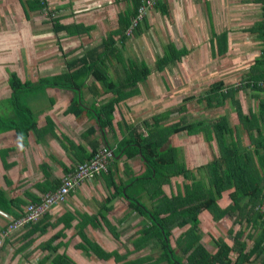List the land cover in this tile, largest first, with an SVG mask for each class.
Instances as JSON below:
<instances>
[{
  "label": "crops",
  "instance_id": "obj_1",
  "mask_svg": "<svg viewBox=\"0 0 264 264\" xmlns=\"http://www.w3.org/2000/svg\"><path fill=\"white\" fill-rule=\"evenodd\" d=\"M6 1L8 0H0V2ZM15 1L17 5L14 8V15L18 11L22 13V2L27 0ZM46 1L51 9L59 11L56 14L62 25L81 24L89 28L87 31H81L78 36H69L63 31L55 33L51 24L50 31L45 32L42 37L51 38L54 54L50 47H43L40 50L34 48L28 53V58L24 56L26 58L24 67L20 64L22 70L17 74L22 82L37 83L43 77L66 73V62L78 59L88 50L97 48L110 35L108 33L116 28L117 15L125 9V0ZM170 1V5L165 2V6L168 11L170 10L171 19L170 21L158 20L155 39L158 48L172 44L175 51L180 54L179 59L165 67L174 68L173 72L179 75L174 87L176 96L173 101L175 108L173 113L175 120L181 121L176 125L183 126L185 123L193 122L209 125L211 121H215L217 131L221 132L220 136L227 139V142L230 143L232 139L237 140L242 148L253 151L250 136L255 139L258 136L264 137V29L261 0ZM122 6H124L123 9ZM4 7L6 5L0 4V8ZM117 9L119 11L114 12ZM30 13L35 12L28 11L27 15ZM67 18L70 20L64 22ZM110 18L116 20V25L107 32V28L111 26L110 22L105 32L104 27L107 26ZM147 21L150 30L153 26L155 27V22H152L154 19ZM142 35H145V32ZM40 36V34L36 35L39 39ZM138 38L140 36L134 39ZM80 39L85 40L83 44H80ZM71 41H77L79 44L77 54L84 50L82 55L73 56L72 59L69 56L75 47L72 48ZM132 41L127 40L121 48L124 62L128 60L146 62L145 52L155 51V46L148 45L145 40H140L139 44L134 41V45H137L139 52L142 53V56L137 55L134 58L129 50L133 45ZM21 42L23 41L20 40ZM161 48L160 54L157 52V57L163 54ZM126 51L128 52L125 53ZM107 66L111 68L112 79L120 80L122 65L117 63ZM9 72L14 71L9 70ZM153 75L156 73H152L145 82L138 84V95L115 106L112 132H108L107 128L103 131L98 125V120L91 116L90 107L86 106L93 103L97 106L99 103L102 105L111 98V94H104L98 84H95L98 88L95 91L97 96L88 90V87H91V79L86 81V87L79 91L78 102L85 107V112L79 116L73 112L66 113L74 97L71 91L48 88L45 89L47 91L44 90L45 92L30 95L27 102L35 119L36 129L22 139H19V134L14 130L0 133V190L14 203L6 210L0 209V212L11 218L17 217L27 204L39 202L42 196L54 192L59 187L61 179L75 170L78 164L88 161L92 154L95 155L102 148L109 149L111 153L115 151L118 143L128 136V128L131 130L134 127L130 125V120H135L133 124H137L142 130H139L137 126L136 129L144 133L145 130L141 124L146 119L145 110L149 117L159 115L165 112V109L158 112L154 110L167 103L164 101L163 93L160 92V84L151 82ZM10 92L9 90L6 96L0 97V115L10 113L6 102ZM183 101L187 103L186 110L179 112L177 106L180 107L185 103ZM38 103L40 108L32 107L33 104L36 106ZM11 116H13L12 113L9 117ZM210 132L211 139L208 141L203 132L197 135H187L185 132L172 135L169 138V144L173 146L178 143L179 152H181V154L178 153L177 161L183 162L188 169H196L218 158V152L215 154L217 144L211 141L212 136L215 137L212 126ZM174 137L180 141L173 142ZM68 141L72 143L69 146L66 145ZM52 152H58V156L55 157L51 154ZM261 159L264 165V158ZM143 165L140 157L130 158L126 154L117 155L116 158L111 156L106 173L78 187L70 193L63 204L53 207L47 213L50 222L62 218L65 223L54 224L42 234L35 231L27 235L29 228L15 232L11 239L3 242L4 252L0 255V264H40L43 257L54 254L52 248L56 246H58L56 251L58 254L65 253L71 258L72 251L77 250L88 259L94 258L104 262L94 255L87 257L85 253L77 249L78 245L83 244L79 234L84 235L87 240L97 244L105 252L113 251H106L105 248L111 246L113 238L119 240L118 226L127 223L130 216L135 213L126 212L128 204L122 197L113 198L110 202L107 200L112 193L116 192V188L122 187V183L141 176L144 173ZM255 165L258 170H261L257 160ZM41 167H43L42 172ZM109 168L114 171L112 175L114 185L110 183ZM206 177L207 172L205 181H207ZM177 180L174 178L169 189L163 188L166 196L171 192L177 194L180 189V182ZM231 192L233 189L223 192L217 199L216 203L221 210H225L232 204ZM228 212L230 216L220 220L224 224L231 222L229 228L226 227L227 242L223 240L224 236H219L218 241L227 244L230 238L233 243L238 244L230 254L231 263L235 262L239 257L238 252L243 249L241 254H248L249 258L248 262L244 261L242 264H264V250L260 251L264 248V244L256 247L257 241L263 236L261 234L263 225L259 226L255 223L249 215L245 214L246 212L242 213L241 221L234 222L238 212L233 210ZM202 215H209L212 220L209 212L205 210L198 215V228L202 234L200 244L209 253L214 254L217 251V246L214 245L215 236L212 231L210 234L203 232ZM139 221L140 219L134 221L132 226H136L135 235H138L141 229ZM7 222L8 219L0 215V231ZM214 226L216 227V224ZM187 227L175 228V230L179 231L180 235ZM56 234H58L56 239L48 245L45 244ZM257 248L259 251H256ZM122 249L125 250L124 254L114 252L124 256V261L135 259L134 256L140 253L138 257L145 256L143 252L145 250L134 254L128 253V250L133 249L131 244L124 245ZM73 262L77 263V261ZM107 262H110V259Z\"/></svg>",
  "mask_w": 264,
  "mask_h": 264
},
{
  "label": "trees",
  "instance_id": "obj_2",
  "mask_svg": "<svg viewBox=\"0 0 264 264\" xmlns=\"http://www.w3.org/2000/svg\"><path fill=\"white\" fill-rule=\"evenodd\" d=\"M154 2L153 9L162 14H166L167 8L161 0H125V9L117 15V26L108 35L102 43L94 49H90L80 58L68 60L66 62L67 72L55 76L43 77L37 81L22 82L18 76L11 72L8 76V86L10 97L6 100L13 116L3 118L0 115V133L14 130L19 139L25 138L30 131L36 129L35 119L28 106L27 98L36 93H40L48 88L71 91L73 98L66 113L73 112L76 116L85 112V107L78 102L79 91L86 87V81L91 79V87L88 90L95 93L97 87L104 94H111V98L98 108L90 107L91 116L98 120V125L108 132H112V117L115 106L118 103L134 97L139 94L138 84L146 81L152 71L161 72L163 69L176 59L180 58L178 51H175L172 44L162 47L163 54L156 58L154 68H151L146 62L138 60H128L124 62L121 48L124 46L130 36L139 37L143 30L148 29L146 14L140 13V8L147 2ZM262 9L264 11V0ZM25 15L27 12H38L47 9L46 0H27L22 2ZM50 17L52 30L55 33L65 32L69 36H78L81 31H87L89 27L81 24L62 25L59 18ZM264 29V20L262 19ZM120 63L122 65L121 78L112 79V73L107 65ZM94 88V89H93ZM99 89V90H100ZM97 93H95V96ZM188 102V100H186ZM186 101H183L186 103ZM183 105L178 109L183 111ZM170 112H162L151 119L142 122V128L145 130L139 132L136 127L128 128L129 134L118 143L117 149L112 151V157L126 154L127 157H140L143 161L144 173L128 182L122 183V187L116 188V192L111 194L107 200L110 202L113 198L122 197L126 200L128 208L140 218L141 229L138 235H135L133 242L139 238V241L132 244L133 249L128 253L134 254L141 252L146 248L159 247V255L153 259L150 255L137 257L132 260L124 261V256H119L116 252H105L97 244L89 241L82 234L83 244L78 245L77 249L86 254L87 257L94 255L99 260L107 261L111 257L119 264H242L248 262L249 255L241 254V249L235 262L231 263L230 254L238 245L229 247L223 241H217V251L214 254L209 253L205 247L200 244L202 234L198 228V215L203 211L209 212L214 221H218L225 216H230V210L238 212L236 220L241 221L242 213L249 215L259 226L263 225V236L257 241L258 247L264 244V137L250 136V143L254 147L253 151L242 148L239 141L232 139L229 143L227 139L220 136L217 131L215 121L209 125L201 122H193L183 126L169 125L161 127L159 121L167 119ZM164 116V117H160ZM220 122V121H219ZM251 123V122H249ZM212 126L218 142L219 157L211 163L196 169H188L184 163L177 161L178 149L169 144L170 135L185 132L187 135H194L203 132L206 141L209 138ZM94 156L92 154L90 158ZM89 158V159H90ZM261 166L258 170L255 161ZM207 172V181L205 173ZM114 171L109 168L108 174L111 178ZM198 174L197 178L195 174ZM183 179V193L180 189L176 197L169 199L164 194L162 187L170 185L173 177ZM109 188V185L107 186ZM233 189L230 193L232 204L225 210H221L216 201L223 192ZM14 204L9 200L5 193L0 190V209H7ZM49 212V211H48ZM47 212V213H48ZM233 218V217H232ZM64 222L58 218L55 222H50L45 214L38 222L27 225L29 228L27 235L39 231L41 234L53 226ZM65 223V222H64ZM188 226L176 239L175 248L171 245L172 229H183ZM56 234L45 244H50L57 238ZM244 246V244H242ZM240 246V244H239ZM264 247V246H263ZM58 246L52 248L53 255L43 257L40 264L49 262V264H75L71 258L65 254H58ZM179 250V253H178ZM264 248L260 251L263 252ZM256 251H259L257 248Z\"/></svg>",
  "mask_w": 264,
  "mask_h": 264
},
{
  "label": "rangeland",
  "instance_id": "obj_3",
  "mask_svg": "<svg viewBox=\"0 0 264 264\" xmlns=\"http://www.w3.org/2000/svg\"><path fill=\"white\" fill-rule=\"evenodd\" d=\"M161 1H163L164 3L168 2L169 5L171 3L170 0H168V1L167 0H161ZM0 4L6 5V7L0 8V97H2V96H6L10 90L9 86H8V82H7L8 76L11 73V72H9V70L14 71L16 75L19 74L22 70L20 64H23V67H24L26 58H28V53L30 51H32L34 48L37 50H40L43 47H48V48L50 47L53 51V54H54V46L51 44V41H52L51 38H43L42 36L44 35L45 32H49L50 28H51V19H50V17H47L48 16L47 14L51 13L52 17L59 18L56 14L59 11L56 9H51V7L48 6L49 4L47 2V9L44 11H38L35 13H30V14H28V16H25V13H23V11H24L23 10V11H21L22 13H19V11H18V12H16V15H14V8L17 5L15 0H8L6 2H0ZM124 5H126V4L124 3ZM123 7L124 6H122V9H123ZM80 8H82V7H80ZM118 11L119 10L117 9L114 12H118ZM79 12H82V11L79 10ZM71 18H72V20H74L73 17H71ZM146 19L147 20H153L154 19V21H152V22H155V27L153 26L151 30L149 29V27H148V29L143 30V33L145 32V35H142L143 34L142 33L140 35V38H138V39H134L130 36L131 38H129V39L133 40L132 41L133 45L129 50L132 52V54L135 58L137 55L142 56V53L139 52L138 46L134 45V41L138 42V44H139L140 40H145V43L147 42L148 45H150V46L154 45L155 51L150 52V53L145 52L146 63L151 68H154V62H155L156 57H157V52L159 53V50L161 48V47L160 48L157 47L156 39H155V37L157 35L156 29L158 27L157 26L158 20L159 19H167L170 21V19H171L170 10L169 11L167 10L166 14L164 15V14L160 13L158 10L155 11L153 8H151L146 13ZM69 20L70 19L67 18L64 22H67ZM110 22H111V26L109 27ZM115 22H116L115 19L110 18V20L107 21V26L104 27L105 32H106V27H109V28H107V32H108V30L112 29L113 26L115 27V25H116ZM22 25L25 26V28ZM25 30H27V31H25ZM26 33H27V38L25 37ZM37 34L41 35L40 39H39V37H36ZM20 40H22L23 42L20 43ZM80 40H81V41H79L80 44H83V41H85L82 39H80ZM97 42L101 43V41H97ZM77 45H78V47H77ZM71 46H72V48L75 47V50L70 54V56H69L70 59H72L73 56L83 54L82 52H84V50L79 51L77 54V50H79V44L77 43V41H75V42L71 41ZM58 48H59V51H61V48L60 47H58ZM127 52L128 51H126L125 53H127ZM53 54H51V55H53ZM24 56L26 58H24ZM48 69L49 68H47V70ZM173 69L174 68H164L163 71H161L160 73L158 71L152 72V73H156V75H153L151 77V82H157V83H155L156 85L158 83L160 84V88H159L161 90L160 92L163 93L162 95L165 97L164 101L167 102L164 106H160L159 108H156L154 111L158 112L161 109H165V112H170L167 119H162L161 122L159 121V123H160L159 125L161 127H166L169 125H176V124L180 123V121H181L179 119L175 120L174 113H173L175 110L173 101L175 100L174 96H176V94L174 93V89H175L174 87H175V83H177V80L179 78V75L175 74V72H173ZM169 70H171L172 73L169 72ZM109 71L111 72V69H109ZM120 73H121V68H120ZM7 86H8V88H7ZM45 91H47V90H45ZM87 94L88 93H86V96H88ZM99 105H100V103H99ZM186 105H187V103H184V105L182 107L184 111L186 110ZM86 106L93 107L94 109L98 108V106L95 105V103H93L91 105L87 104ZM32 107L40 108V103H38V105H36V106L33 104ZM179 108L180 107L177 106V110ZM160 114H162V112ZM9 115H10V113L7 115L3 114L1 117L9 118ZM152 117L153 116L149 117L148 112L145 110V118H146L145 120H147L151 123ZM160 117H164V116H160ZM94 119H95V117H94ZM134 122H135V120H130V123H131L130 125L132 127L137 126V124H133ZM137 127L139 128V130H142L139 126H137ZM194 135H197V134H194ZM171 136L172 135H170L169 138ZM212 137H213V139L211 141H213L214 143L217 144L215 154H217V152L219 154L217 140L215 139L214 135ZM169 138H168V142H169ZM172 141L173 142H179L180 139H176V137H174L172 139ZM71 144L72 143L70 141H68L66 143L67 146H69ZM172 147L174 148V150L178 149V153L181 154V152H179L178 143L173 144ZM178 153H177V158H178ZM51 154H53L55 157L58 156V152H52ZM42 169H43V167H41V172L43 171ZM195 175L196 176H194V177L197 178L198 174L196 173ZM174 178H177L178 179L177 182H180V184H179L180 191H182V193H183V187H181L183 184V179L181 177H178V176H176ZM174 178L171 180V182L174 181ZM163 188L169 189V186L164 185L162 187V189ZM163 191H164V189H163ZM164 194H165V192H164ZM166 197L171 199L172 197H176V194L171 192ZM127 211L129 212L130 209L127 208L126 212ZM3 214H4L3 212H0V215L2 217H4ZM137 219H140V218H138V216L135 214L133 216H130L127 223H125L122 226H118L119 240H115L113 238V241L110 243L111 246H108V248H105V250L106 251L113 250L112 252L116 251V252H119L121 254H124L125 250L122 249L124 245H126V244H131V245L133 244L134 245L135 242L139 241V238H138L133 242V240L137 237L134 236L136 234V231H134V228L136 226H134V227H132V226L134 225V221H137ZM220 220L214 222L213 219L211 220L209 215L208 216L207 215L201 216V224H202L203 229H204L203 232H205V234H210V231L213 232V234L215 236V237L213 236L215 238L214 245H216L215 242H217L218 239H220L219 236H224L223 240L225 242H227V239H226L227 235L225 234V232L227 230L226 227L229 228V225L231 224V222L229 221L228 223L224 224L223 222H220ZM214 224H216V227L214 226ZM212 228H214L215 231ZM223 230H224V233H222ZM178 235H179V231H176L175 228H173L172 229V236H171V240H170L171 245L173 247L175 246V240H176L175 238H177ZM11 237L9 239H11ZM227 244L231 247L235 246V242L233 243V240H231L230 238L228 239ZM3 249H4V246L2 243L0 246V255L2 254V252H4ZM143 252H144L145 256L150 255L153 259H155L159 255L160 249H159V247H156V246H154L152 248L148 247ZM140 254H136L134 257L136 258ZM71 258L73 261H77L76 264H119V263L115 262L112 257L110 258V262H107L108 260L104 261V262L97 261L94 258L88 259L81 252H79L77 250L75 252L72 251Z\"/></svg>",
  "mask_w": 264,
  "mask_h": 264
},
{
  "label": "built area",
  "instance_id": "obj_4",
  "mask_svg": "<svg viewBox=\"0 0 264 264\" xmlns=\"http://www.w3.org/2000/svg\"><path fill=\"white\" fill-rule=\"evenodd\" d=\"M152 2L142 5L140 13L146 14L153 6ZM264 20V11H263ZM112 153L107 148L100 149L88 161L78 164L75 170L68 173L61 179L59 187L43 197L37 203L26 206L21 215L16 219H10L8 215L3 214L9 219L7 226L0 231V246L5 239L11 237L17 230L27 225L38 222L53 207L63 204L71 192L76 190L84 183L93 180L102 173L107 172L108 160ZM264 209V206L262 207Z\"/></svg>",
  "mask_w": 264,
  "mask_h": 264
},
{
  "label": "clouds",
  "instance_id": "obj_5",
  "mask_svg": "<svg viewBox=\"0 0 264 264\" xmlns=\"http://www.w3.org/2000/svg\"><path fill=\"white\" fill-rule=\"evenodd\" d=\"M67 198H68V197H67ZM34 203H37V202H34ZM29 204H32V203H29ZM29 204H27L26 206H28ZM26 206H25V207H26ZM25 207H24V208H25ZM24 208H23V210H24ZM22 212H23V211H22ZM22 212H21V213H22ZM21 213H20L17 217H15V218H11L10 216H9V218H10V219H16V218H18V217L21 215ZM46 214H47V213H46ZM5 218H6V217H5ZM6 219H8V218H6ZM8 223H9V219H8L7 224H8ZM7 224H6L1 230H3V229L7 226ZM26 227H27V226H25L24 228H26ZM24 228H22V229H24ZM19 230H21V229H19ZM19 230H17V231H19ZM17 231H16V232H17ZM9 238H10V237H9ZM9 238H8V239H9ZM5 240H7V239H5ZM5 240H4V241H5ZM2 243H3V242H2Z\"/></svg>",
  "mask_w": 264,
  "mask_h": 264
}]
</instances>
